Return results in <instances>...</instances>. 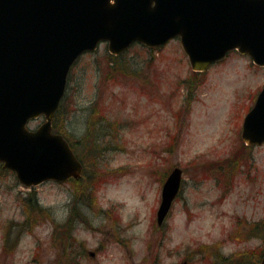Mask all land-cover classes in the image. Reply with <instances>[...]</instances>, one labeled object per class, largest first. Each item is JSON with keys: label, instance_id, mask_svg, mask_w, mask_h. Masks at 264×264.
<instances>
[{"label": "rangeland", "instance_id": "obj_1", "mask_svg": "<svg viewBox=\"0 0 264 264\" xmlns=\"http://www.w3.org/2000/svg\"><path fill=\"white\" fill-rule=\"evenodd\" d=\"M263 86L238 51L194 72L179 39L83 55L56 125L83 174L28 188L0 166V264H262L264 144L241 132ZM175 167L182 191L158 225Z\"/></svg>", "mask_w": 264, "mask_h": 264}, {"label": "water", "instance_id": "obj_2", "mask_svg": "<svg viewBox=\"0 0 264 264\" xmlns=\"http://www.w3.org/2000/svg\"><path fill=\"white\" fill-rule=\"evenodd\" d=\"M180 38L195 71L232 50L264 66V0H0V162L25 186L63 183L82 164L52 133L77 59L108 42L120 55L139 42L154 48ZM46 118L38 129L28 125ZM242 138L264 143V88L243 123ZM182 170L164 184L158 223L177 197ZM264 264V258H263Z\"/></svg>", "mask_w": 264, "mask_h": 264}, {"label": "trees", "instance_id": "obj_3", "mask_svg": "<svg viewBox=\"0 0 264 264\" xmlns=\"http://www.w3.org/2000/svg\"><path fill=\"white\" fill-rule=\"evenodd\" d=\"M63 104H64V101H63V103H62V105H61V108H60V110H59V112H58V114H57V116H56V119H55V123H54V129H55V131L56 132H59V130H58V128H57V126H58V124H57V122H58V119H59V117L61 116V112H62V108H63ZM57 125V126H56ZM79 142H81V140L79 141ZM77 146H78V144H77ZM72 147H73V149H74V151L76 152V154L78 155V152L76 151V149H75V147L72 145ZM257 229V227H255V226H253V228H252V230L251 231H254V230H256ZM250 230L248 231V233L250 232ZM263 254V253H262ZM229 261H231L230 259H229Z\"/></svg>", "mask_w": 264, "mask_h": 264}]
</instances>
